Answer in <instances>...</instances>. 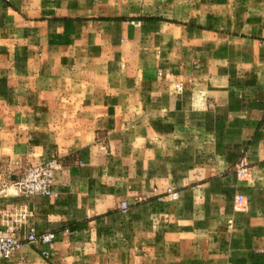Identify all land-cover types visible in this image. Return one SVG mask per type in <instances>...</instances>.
Instances as JSON below:
<instances>
[{
	"label": "crops",
	"instance_id": "obj_1",
	"mask_svg": "<svg viewBox=\"0 0 264 264\" xmlns=\"http://www.w3.org/2000/svg\"><path fill=\"white\" fill-rule=\"evenodd\" d=\"M50 158L58 196L16 194ZM18 210L0 264H264V0H0V229Z\"/></svg>",
	"mask_w": 264,
	"mask_h": 264
},
{
	"label": "built area",
	"instance_id": "obj_2",
	"mask_svg": "<svg viewBox=\"0 0 264 264\" xmlns=\"http://www.w3.org/2000/svg\"><path fill=\"white\" fill-rule=\"evenodd\" d=\"M175 87L180 88V84H175ZM61 167V162L56 158L46 162L30 164L25 168L21 176L13 182L14 192L24 196L43 195L57 197L58 194L53 191L52 186L55 172L60 170ZM242 171L243 169H240L239 173ZM167 194L171 199L177 198L176 192L171 188L167 189ZM119 206L122 210H126L128 204L126 201H121ZM3 215L5 228L0 229V258L8 259L21 248L22 240L16 236V230L27 218L28 212L18 210L13 212L12 215ZM24 239L29 242L44 244L48 248L53 245V234L49 232L37 234L31 230ZM41 253L47 256V250H42Z\"/></svg>",
	"mask_w": 264,
	"mask_h": 264
},
{
	"label": "rangeland",
	"instance_id": "obj_3",
	"mask_svg": "<svg viewBox=\"0 0 264 264\" xmlns=\"http://www.w3.org/2000/svg\"><path fill=\"white\" fill-rule=\"evenodd\" d=\"M50 159H53V158H50ZM50 159H49V160H50ZM57 160H58V158H57ZM47 161H48V160H47ZM58 161H59V160H58ZM40 163H41V162H40ZM35 164H36V163H35ZM28 166H29V165H28ZM166 194H167V193H166ZM167 195H168V194H167ZM169 197H170V196H169ZM170 199H171V198H170ZM171 200H175V199H171ZM127 209H128V207H127ZM127 209H126V210H127ZM121 210H122V209H121Z\"/></svg>",
	"mask_w": 264,
	"mask_h": 264
}]
</instances>
